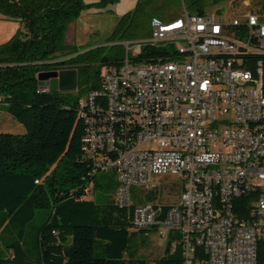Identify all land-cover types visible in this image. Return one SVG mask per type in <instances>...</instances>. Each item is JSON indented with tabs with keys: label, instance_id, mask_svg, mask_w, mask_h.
<instances>
[{
	"label": "built area",
	"instance_id": "1",
	"mask_svg": "<svg viewBox=\"0 0 264 264\" xmlns=\"http://www.w3.org/2000/svg\"><path fill=\"white\" fill-rule=\"evenodd\" d=\"M243 8L227 20L185 9L152 18L147 37L112 45L122 58L77 103L82 150L100 155L93 174L115 175L114 204L131 211L132 229L169 242L181 264H257L264 244L261 62L247 69L264 56V11ZM159 177L178 179L177 204L133 196Z\"/></svg>",
	"mask_w": 264,
	"mask_h": 264
},
{
	"label": "trees",
	"instance_id": "2",
	"mask_svg": "<svg viewBox=\"0 0 264 264\" xmlns=\"http://www.w3.org/2000/svg\"><path fill=\"white\" fill-rule=\"evenodd\" d=\"M225 1L138 0L107 42L145 38L152 18L169 20L171 12L183 9L203 15L208 5ZM253 5L264 11V0ZM86 7L83 0H0V16L19 25L0 45V110L25 129L22 135L0 133V264H147L136 250V239L140 236L143 243L145 231L132 229L130 210L106 201L116 181L108 172L93 174L100 155L88 157L82 150L85 124L78 99L99 89L102 67L122 58L118 46H109L101 56L103 48L81 52L65 45L66 27ZM57 54L66 59L46 64ZM258 62L264 85V56L254 57L247 69L255 71ZM56 65L77 70L74 100L37 92V74ZM91 68L94 76L87 80ZM96 193L103 197L101 204L91 198ZM137 197L139 202L150 198ZM169 244L157 263L181 264L180 251L170 254ZM257 264H264V244L258 248Z\"/></svg>",
	"mask_w": 264,
	"mask_h": 264
},
{
	"label": "rangeland",
	"instance_id": "3",
	"mask_svg": "<svg viewBox=\"0 0 264 264\" xmlns=\"http://www.w3.org/2000/svg\"><path fill=\"white\" fill-rule=\"evenodd\" d=\"M249 1H252V5L255 2V0H228L216 5H208L205 9V13L216 14L227 20L235 13L241 14L245 12L243 5ZM100 2L101 0H83V3L87 7L66 27L64 34V42L66 44L74 46L75 49L81 52L103 48L100 53L102 56L108 54L109 46L118 43H108L107 41L118 21L124 15L134 11L138 0H113L106 3L104 6H97ZM207 4H210V1H208ZM180 14V12L176 13L173 11L170 13L172 16L168 15L171 17L170 19H172ZM14 24L18 25L17 22L8 21L0 16V45L6 43L15 34L19 25L18 28L13 31ZM112 54L116 55L117 53L114 50ZM57 58L63 57L59 56ZM91 76H94V70L92 68L85 78L89 80ZM60 94L68 96L72 100L78 95L77 90L75 92ZM85 95L86 92L82 93L78 100L84 99ZM0 133L22 135L25 133V129L9 114L0 110ZM107 175H112L115 180V175L113 173L108 172ZM177 180L176 177L155 178L154 184L150 188L135 189L132 190V194L134 197L149 195V199L143 197V201L147 203L162 206L174 205L178 203L180 195ZM115 191L116 189L106 194V201H114ZM90 192L92 194V190ZM91 198L100 204L102 203L101 198L103 197L100 193L92 195ZM145 234V241L143 243H140V236L136 239L137 256L147 264H158L157 261L164 255V248L166 246L165 241L160 242L157 234L154 232H145Z\"/></svg>",
	"mask_w": 264,
	"mask_h": 264
},
{
	"label": "water",
	"instance_id": "4",
	"mask_svg": "<svg viewBox=\"0 0 264 264\" xmlns=\"http://www.w3.org/2000/svg\"><path fill=\"white\" fill-rule=\"evenodd\" d=\"M59 56L56 55V57ZM36 79L38 85L47 86L50 93L75 92L77 90L78 72L76 69L40 72Z\"/></svg>",
	"mask_w": 264,
	"mask_h": 264
},
{
	"label": "crops",
	"instance_id": "5",
	"mask_svg": "<svg viewBox=\"0 0 264 264\" xmlns=\"http://www.w3.org/2000/svg\"><path fill=\"white\" fill-rule=\"evenodd\" d=\"M16 28H18V25H15V24H14V26H13V31H15ZM65 44H66V43H65ZM66 45H68V44H66ZM69 46H72V45H69ZM73 47H74V46H73Z\"/></svg>",
	"mask_w": 264,
	"mask_h": 264
}]
</instances>
